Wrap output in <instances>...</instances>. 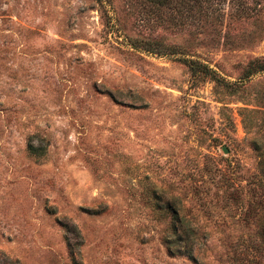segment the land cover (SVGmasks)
I'll list each match as a JSON object with an SVG mask.
<instances>
[{
	"label": "rangeland",
	"instance_id": "1",
	"mask_svg": "<svg viewBox=\"0 0 264 264\" xmlns=\"http://www.w3.org/2000/svg\"><path fill=\"white\" fill-rule=\"evenodd\" d=\"M263 169L264 0H0V264H264Z\"/></svg>",
	"mask_w": 264,
	"mask_h": 264
},
{
	"label": "trees",
	"instance_id": "2",
	"mask_svg": "<svg viewBox=\"0 0 264 264\" xmlns=\"http://www.w3.org/2000/svg\"><path fill=\"white\" fill-rule=\"evenodd\" d=\"M29 148L31 151L37 152V150L40 147H36L30 144ZM263 174H264V169H263ZM166 203H167V208L169 209L170 214H171L170 219H171L172 231L173 232L178 231L179 229H181L182 231L188 230V226L184 223V219L181 214L180 208L175 205L174 201H171V202L167 201ZM172 241L173 240H169V239L167 240L168 249L170 253H174V254L184 253V254H187L189 257L194 258L190 250V246L188 242H185L184 247H180V246L172 245L171 244Z\"/></svg>",
	"mask_w": 264,
	"mask_h": 264
}]
</instances>
